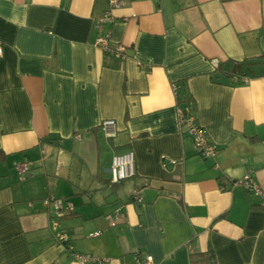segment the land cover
I'll return each instance as SVG.
<instances>
[{"label":"crops","instance_id":"obj_1","mask_svg":"<svg viewBox=\"0 0 264 264\" xmlns=\"http://www.w3.org/2000/svg\"><path fill=\"white\" fill-rule=\"evenodd\" d=\"M119 2L0 0V264H79L75 253L191 264L209 248L217 264H264V208L231 185L251 175L264 190V0ZM110 10L114 21L98 24ZM230 60L251 62L238 82L218 69ZM174 84L215 158L179 129ZM129 150L135 176L111 183L112 157ZM47 197L75 208L59 219L67 248Z\"/></svg>","mask_w":264,"mask_h":264},{"label":"built area","instance_id":"obj_2","mask_svg":"<svg viewBox=\"0 0 264 264\" xmlns=\"http://www.w3.org/2000/svg\"><path fill=\"white\" fill-rule=\"evenodd\" d=\"M114 7H118L120 5L119 0H112ZM113 14L110 11H107L103 14V16L97 19V23L104 22H113L114 21ZM95 44L100 47L104 52L110 53L117 58L123 59L126 57V48L121 44L112 45L109 41L108 36H99L96 38ZM1 54V47H0ZM246 81L247 80H243ZM175 94L177 99L180 97V86L178 84L173 85ZM177 124L181 132L183 131L185 134L190 136L194 143V148L199 156L205 159L215 158L217 149L212 144L207 134L205 128H203L196 120L195 116L192 113V108L190 104H179L177 102ZM116 122L113 119L104 120L101 123V128L106 136L115 135ZM80 139V135L76 136ZM172 163H175V160H172ZM30 164L27 161H21L15 165V170L20 179H24L29 170ZM110 173V181L113 184H120L125 180H128L135 176L136 174V166H135V154L132 150L116 154L112 157L111 165L109 168ZM232 187H243L249 193L255 195L259 200L261 206L264 208V190L260 187L257 181L251 176L246 175L244 178L239 180H234L231 183ZM133 199L137 202H142L139 192L133 193ZM43 206L45 209H48L53 214V219L51 222V228L54 234L55 239L63 244L65 248L69 245L68 234L64 229L59 227V219L65 213H73L75 208L68 201H64L59 198L47 197L42 200ZM107 219L111 221V224L118 219L117 215L109 214ZM98 235L95 233L93 236ZM75 259L79 264H89V263H99L102 261L101 258L93 257L87 253H75ZM134 262L136 264H153L152 257L150 255L145 256L143 259L136 255L134 258Z\"/></svg>","mask_w":264,"mask_h":264},{"label":"trees","instance_id":"obj_3","mask_svg":"<svg viewBox=\"0 0 264 264\" xmlns=\"http://www.w3.org/2000/svg\"><path fill=\"white\" fill-rule=\"evenodd\" d=\"M223 2L229 0H221ZM230 68L225 69L224 65H221L218 69L221 73L225 74L227 77H235L236 82L240 79L242 80L243 77L247 74V72L251 69V62L250 60H230ZM190 97L186 95V93H181L180 97L177 99L179 104H188L190 102ZM4 159V155L0 152V161ZM190 263L191 264H217L215 252L213 249L209 248L205 251L201 252H193L190 255Z\"/></svg>","mask_w":264,"mask_h":264}]
</instances>
